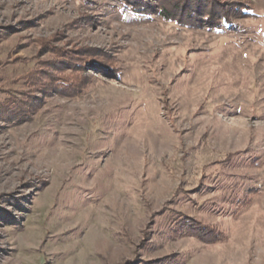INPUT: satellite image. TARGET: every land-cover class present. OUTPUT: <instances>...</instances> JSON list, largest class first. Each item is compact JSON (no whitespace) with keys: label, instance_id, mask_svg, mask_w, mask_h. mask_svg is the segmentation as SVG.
Returning a JSON list of instances; mask_svg holds the SVG:
<instances>
[{"label":"rangeland","instance_id":"rangeland-1","mask_svg":"<svg viewBox=\"0 0 264 264\" xmlns=\"http://www.w3.org/2000/svg\"><path fill=\"white\" fill-rule=\"evenodd\" d=\"M212 1L0 0V264H264V0Z\"/></svg>","mask_w":264,"mask_h":264},{"label":"trees","instance_id":"trees-1","mask_svg":"<svg viewBox=\"0 0 264 264\" xmlns=\"http://www.w3.org/2000/svg\"><path fill=\"white\" fill-rule=\"evenodd\" d=\"M121 2L122 8L130 14L158 15L163 20L193 28H219L222 23L232 27L234 16L240 14V11L235 9V5L214 6L212 0H121ZM218 239L217 236L213 242Z\"/></svg>","mask_w":264,"mask_h":264}]
</instances>
